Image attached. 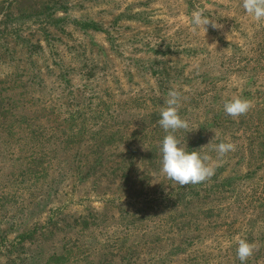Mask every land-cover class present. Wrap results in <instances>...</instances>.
<instances>
[{
    "label": "rangeland",
    "instance_id": "1",
    "mask_svg": "<svg viewBox=\"0 0 264 264\" xmlns=\"http://www.w3.org/2000/svg\"><path fill=\"white\" fill-rule=\"evenodd\" d=\"M242 5L0 0V264H241L238 238L264 264V20ZM172 89L200 184L161 170Z\"/></svg>",
    "mask_w": 264,
    "mask_h": 264
},
{
    "label": "clouds",
    "instance_id": "2",
    "mask_svg": "<svg viewBox=\"0 0 264 264\" xmlns=\"http://www.w3.org/2000/svg\"><path fill=\"white\" fill-rule=\"evenodd\" d=\"M242 6L255 21L264 20V0H243ZM191 23L194 28H203L205 32H207L209 25L213 29L223 27L205 16L203 10H196L192 13ZM182 99L179 90H169L164 100L165 107L160 110L161 118L158 120V124L168 133L162 141L161 170L167 179L186 187L209 180L215 174V167L209 163L212 159L209 154L187 151L185 147L180 146L181 141L174 135L178 130L189 129V122L179 115ZM254 107L255 105L251 100L237 97L224 104V111L227 115L238 118L247 115ZM214 150L219 157L223 158L229 152H234L236 145L233 142H221L215 146ZM237 242V256L241 264H246L247 260L257 250V245L241 238H238Z\"/></svg>",
    "mask_w": 264,
    "mask_h": 264
}]
</instances>
